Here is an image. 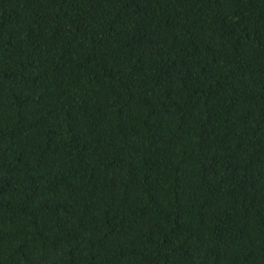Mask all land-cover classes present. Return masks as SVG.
<instances>
[{
	"label": "trees",
	"instance_id": "1",
	"mask_svg": "<svg viewBox=\"0 0 264 264\" xmlns=\"http://www.w3.org/2000/svg\"><path fill=\"white\" fill-rule=\"evenodd\" d=\"M0 264H264V0H0Z\"/></svg>",
	"mask_w": 264,
	"mask_h": 264
}]
</instances>
